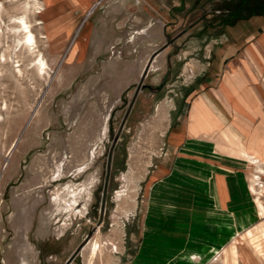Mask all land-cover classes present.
Returning a JSON list of instances; mask_svg holds the SVG:
<instances>
[{
    "label": "rangeland",
    "instance_id": "1",
    "mask_svg": "<svg viewBox=\"0 0 264 264\" xmlns=\"http://www.w3.org/2000/svg\"><path fill=\"white\" fill-rule=\"evenodd\" d=\"M256 3L0 0V264H264V124L256 108L251 123L222 109L234 125L203 136L202 151L182 139L192 107L215 97L228 62L264 30L263 18H245ZM20 17L35 54L19 45ZM166 43L113 150L99 223L112 138L149 57ZM227 128L258 163L242 158L236 142L217 148ZM161 181L176 186L156 189ZM162 196L173 203L156 202Z\"/></svg>",
    "mask_w": 264,
    "mask_h": 264
},
{
    "label": "crops",
    "instance_id": "2",
    "mask_svg": "<svg viewBox=\"0 0 264 264\" xmlns=\"http://www.w3.org/2000/svg\"><path fill=\"white\" fill-rule=\"evenodd\" d=\"M247 39L248 40L242 47V56H239V58L232 59L228 62L227 70L225 71L224 76L221 78L222 81L217 85L215 97L209 99L207 96H204L198 101L197 104L192 107V119L190 121V126L186 125L189 130L184 132H188V134H182L183 140L188 138L189 142L186 144L188 145L189 149H193L194 151H202L203 148L206 147L205 137H207L209 140H213L216 134L213 132L222 130L223 128L229 127L230 125H234L225 122V119L221 114V110H224V108H228L232 112L234 111L238 119L242 118L243 120L241 121L246 120L248 123L253 122V120L249 116L247 117V114H251L250 109L252 110L256 108V113H258V116L260 117V122L264 124V110H262L264 109V30H261L255 36H249ZM233 50H231L232 52L229 53L230 56H233L236 52H233ZM231 65L233 68L235 66V69H233ZM240 90L242 91V95L239 94V98L233 100V94ZM240 107L243 109L242 115L238 110ZM247 109H249L250 112L244 113V111ZM211 111L215 112L214 119ZM251 115L256 116L257 114L253 113ZM220 123L226 124L225 126L221 127ZM228 132H231V134H228ZM223 136L218 133V137L221 141L217 143L218 149L221 145H224V149L229 150V148H226L228 142H236L242 154V158L247 159L246 155L249 153L247 148L242 142L238 140L237 135L234 134V131L231 128L224 130ZM209 145H211V143H209L207 146ZM214 148L217 151L216 142H214ZM182 178L183 182H185L186 178L189 177L187 174H183ZM161 182L162 183L155 185L156 189L176 186L172 183H169V181H165L164 183L163 181ZM178 187L180 188L181 184L178 185ZM183 197L186 198L185 195H183ZM156 202H160L162 204L167 203L169 205L173 203L168 197L165 196L157 198ZM178 206L181 207V204L178 203ZM153 212L154 210H152V213L148 212V217H151ZM159 227L154 229L148 228V230L150 231L151 229L152 231H166V229H168L167 227L165 230H160Z\"/></svg>",
    "mask_w": 264,
    "mask_h": 264
},
{
    "label": "water",
    "instance_id": "3",
    "mask_svg": "<svg viewBox=\"0 0 264 264\" xmlns=\"http://www.w3.org/2000/svg\"><path fill=\"white\" fill-rule=\"evenodd\" d=\"M168 45V43L164 44V46H162L160 49L154 51L151 56L149 57L144 69H143V72L140 76V79L139 81L137 82V84L135 85V89H134V92H133V95L131 97V100L129 101L128 105H127V109L121 119V122L119 124V127L115 133V135L113 136L112 138V142H111V145L109 147V150H108V153H107V161H106V173H105V178H104V183H103V192H102V199H101V202H100V208H99V223L100 221L102 220V216H103V211H104V204H105V196H106V191H107V185H108V177H109V173H110V169H111V160H112V155H113V150L117 147V142H118V139H119V135L124 127V124L127 120V117L131 111V108L134 104V101H135V98L136 96L138 95L139 91L145 87L149 88L150 86L143 83V80L144 78L146 77L147 75V72H148V69H149V66L151 64V62L153 61V58L154 56L160 51L162 50L164 47H166ZM161 86H158V88H160ZM74 256L70 257L68 259V262H70L72 259H73Z\"/></svg>",
    "mask_w": 264,
    "mask_h": 264
},
{
    "label": "bare ground",
    "instance_id": "4",
    "mask_svg": "<svg viewBox=\"0 0 264 264\" xmlns=\"http://www.w3.org/2000/svg\"><path fill=\"white\" fill-rule=\"evenodd\" d=\"M15 29L14 31L21 34L22 38H20V42L19 45L21 46V48H23V46H25L28 50L31 51L32 54L37 53V49H36V41H35V37L34 34L32 32V30L30 29V25L27 23L26 20H24L22 17L17 18L15 21ZM13 30V29H12ZM34 67L37 70V74L38 76H45L47 74V64L46 62L43 60V58H39V56L36 57L35 59V63H34ZM21 71V70H20ZM36 114V111L34 110L33 114L31 115V117H29V119L27 120V123L25 125V127H28L32 121V118H34ZM24 127V128H25ZM13 152V151H12ZM248 155V154H247ZM247 160L254 164V163H258L256 160V157H254L253 155L251 156L250 154L248 155ZM7 163V162H6ZM256 169H258V172L261 174L263 168L260 167L259 165L256 166ZM264 171V170H263ZM254 176H253V185H252V190L255 191V180H254ZM97 248V244L94 243L93 244V250L95 251ZM92 250V249H91ZM95 253V252H94ZM93 253V254H94ZM228 256V255H227ZM191 257V256H190ZM190 258H187V262H190ZM231 260V259H230Z\"/></svg>",
    "mask_w": 264,
    "mask_h": 264
},
{
    "label": "trees",
    "instance_id": "5",
    "mask_svg": "<svg viewBox=\"0 0 264 264\" xmlns=\"http://www.w3.org/2000/svg\"><path fill=\"white\" fill-rule=\"evenodd\" d=\"M255 7L256 8H252L251 9V10H253L252 13H250L248 15V17H245V18L248 19V18L253 16V17H259V18H263L264 19V0H257V3H256Z\"/></svg>",
    "mask_w": 264,
    "mask_h": 264
}]
</instances>
